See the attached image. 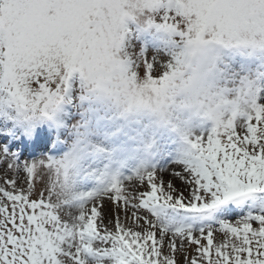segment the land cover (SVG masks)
<instances>
[{
    "label": "snow or ice",
    "instance_id": "snow-or-ice-1",
    "mask_svg": "<svg viewBox=\"0 0 264 264\" xmlns=\"http://www.w3.org/2000/svg\"><path fill=\"white\" fill-rule=\"evenodd\" d=\"M0 264H264V0H0Z\"/></svg>",
    "mask_w": 264,
    "mask_h": 264
}]
</instances>
